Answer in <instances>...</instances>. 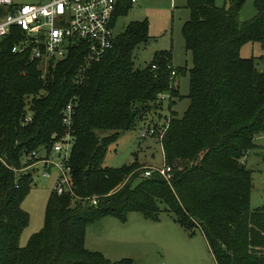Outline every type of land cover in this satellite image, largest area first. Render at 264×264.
<instances>
[{
    "label": "trees",
    "instance_id": "1",
    "mask_svg": "<svg viewBox=\"0 0 264 264\" xmlns=\"http://www.w3.org/2000/svg\"><path fill=\"white\" fill-rule=\"evenodd\" d=\"M243 1L184 0L188 103L180 115L170 109L157 138L164 174L142 175L150 164L135 158L102 165L107 145L161 100L157 93L168 94L167 109L178 96L174 79L185 68L172 65L167 50L133 67L132 49L148 37L145 18L126 23L99 58H87L77 44L44 73L28 49L10 50L16 36L0 40V264H133L85 247V227L106 215L124 221L129 211L155 220L161 209L184 230L200 231L214 264H264V209L249 206L243 162L264 129V71L239 54L248 41L264 47V0H252L254 15L240 20ZM130 6L118 0L112 19ZM69 100L72 192L51 188L42 226L18 245L28 220L20 206L32 180L27 167L64 133ZM25 102L31 117L22 122Z\"/></svg>",
    "mask_w": 264,
    "mask_h": 264
},
{
    "label": "rangeland",
    "instance_id": "2",
    "mask_svg": "<svg viewBox=\"0 0 264 264\" xmlns=\"http://www.w3.org/2000/svg\"><path fill=\"white\" fill-rule=\"evenodd\" d=\"M18 2H42L45 0H16ZM221 4L222 0H214ZM255 13L252 0H244L238 10L240 20L248 19ZM188 16L184 0H137L126 9L124 14L114 18L112 33L120 32L130 20H147L146 40L139 42L132 49L133 67H142L147 63L154 52L167 50L170 61L174 66H183L185 69L175 76L174 84L178 89V96L173 97V102L167 109V96H163L155 106L153 105L134 126L129 129L119 130L116 139L109 143L102 160V165L118 166L136 159L142 164L149 162L161 166L160 149L156 133L164 126L170 116V109L180 115L185 109L188 98V75L186 68L191 64L189 51L184 49L180 27ZM241 56H253L255 66L264 71V47L258 41H248L239 47ZM40 67L45 68L44 62ZM44 73V70L41 71ZM25 106L28 105L26 102ZM25 111V110H24ZM153 129V132L140 136V130ZM110 131L104 130L101 134ZM254 146L248 149L243 162L250 171L249 206L260 205L264 209V129L253 137ZM39 157L57 159L51 146L46 152L41 150ZM47 163L36 161L28 165L31 173V183L23 195L20 206L28 214L27 223L22 227L17 238L18 245H23L27 237L37 231L43 223L44 207L48 192L53 186L56 171L53 166L49 168V177L41 175ZM151 165V164H150ZM44 166V167H43ZM154 166V165H152ZM140 214L131 211L125 222L106 215L89 223L86 227L85 247H99L115 249L100 251L109 259L129 256L133 264H214L206 242L197 228L184 230L170 216L161 209L155 220L147 218L146 228L138 227L133 222L132 216ZM154 222V223H153ZM89 238L95 240L94 244ZM96 250V249H95Z\"/></svg>",
    "mask_w": 264,
    "mask_h": 264
},
{
    "label": "built area",
    "instance_id": "3",
    "mask_svg": "<svg viewBox=\"0 0 264 264\" xmlns=\"http://www.w3.org/2000/svg\"><path fill=\"white\" fill-rule=\"evenodd\" d=\"M132 4L137 0H129ZM118 0H45L42 2H18L0 0V40L8 35L16 36L10 46L12 52L28 49L29 57L36 59L38 68L44 70L48 61L63 57L68 49L81 44L87 58L97 59L112 44L115 34L113 13ZM44 62L45 68L40 67ZM174 70H170L172 75ZM168 96L166 92L157 93L158 98ZM73 102L69 100L62 108L61 122L64 133L55 139L51 148L57 159L40 157L36 161L47 163L41 175L49 177V168L54 167L56 176L52 188L56 193L72 192L68 153L71 144L70 120ZM22 122L30 120L28 105H24ZM163 127L156 137L159 138ZM153 132L152 128L140 130L144 136ZM34 154V151L31 152ZM35 161V162H36ZM151 169H158L161 174L169 170L168 166H147L142 175H148ZM92 202L94 200L92 199Z\"/></svg>",
    "mask_w": 264,
    "mask_h": 264
},
{
    "label": "crops",
    "instance_id": "4",
    "mask_svg": "<svg viewBox=\"0 0 264 264\" xmlns=\"http://www.w3.org/2000/svg\"><path fill=\"white\" fill-rule=\"evenodd\" d=\"M172 64V63H171ZM257 134V133H256ZM256 134H255V136H256ZM254 136V137H255ZM159 144V143H158ZM159 149H160V146H159ZM160 160H161V163H162V156H161V150H160ZM148 164H151V165H154V166H157V165H155V164H153L152 162H149ZM130 213H131V211H129V212H127V215H126V218H125V220L124 221H121V222H125L126 221V219H127V217L130 215ZM103 217H106V216H103ZM130 217V216H129ZM102 218V217H101ZM132 219H133V223L136 225V226H138V227H143V228H146L147 226H146V222H148L149 220L147 219V218H145V217H143L141 214H136V216H132ZM96 221V220H95ZM150 222V221H149ZM93 223V222H92ZM91 223V224H92ZM154 223V222H153ZM89 224H87V226H88ZM86 226V227H87ZM86 227H85V233H84V245H86ZM89 242L91 243V244H94L95 243V240H93V239H90L89 238ZM87 246V245H86ZM88 249H90V248H88ZM91 249H96V250H101V251H112V252H115V249H111V248H109V249H105V248H99V247H96V246H94V247H91Z\"/></svg>",
    "mask_w": 264,
    "mask_h": 264
}]
</instances>
